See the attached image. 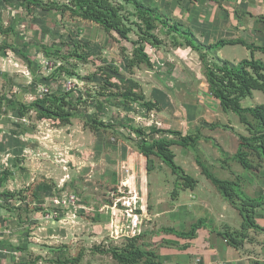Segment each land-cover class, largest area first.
<instances>
[{
    "label": "rangeland",
    "instance_id": "obj_1",
    "mask_svg": "<svg viewBox=\"0 0 264 264\" xmlns=\"http://www.w3.org/2000/svg\"><path fill=\"white\" fill-rule=\"evenodd\" d=\"M0 4L3 24L16 25L15 35H0V44L4 41L15 48L14 55L0 58V96L29 102L34 88H50L52 84L45 78L61 62L46 58L42 46L66 54L74 48L69 43L70 31L83 29L75 41L91 55L88 63L76 65V73L81 77L96 74L92 82L63 76L54 83V89L64 91L71 80L86 102L79 104L80 115L70 125L39 121L34 113L23 118L17 111H6L5 106L0 110V173L9 170L12 174L0 185V264H63L76 258L80 261L68 264H120L108 251L130 249L138 236H145L136 243L153 252L155 264H207V254L217 264L222 260L225 264H264V231L250 230L239 250L230 249L219 234L240 230L243 219L202 174L197 157L220 179L241 178L242 188L253 197L259 195L258 188L264 190V177L256 174L247 179L246 171L232 159L238 148L237 135L246 134V129L235 114L224 112L211 97L201 61L191 49L174 48L165 38L160 49L147 46L153 67L132 71L127 67L131 51L123 55L121 45L100 28L76 23L69 13L55 18L38 8L32 19L18 1L12 6L3 1ZM19 52L28 53V58L18 56ZM224 57L233 62L239 57L241 61L250 58L251 52L238 45L225 49ZM12 61L18 67H13ZM47 62L52 64L51 70L46 69ZM114 66L119 73H111ZM107 74H113L112 83L133 86L149 100L158 101L162 110L148 111L137 104L120 108L109 103L108 97L91 99L105 84ZM99 101L104 104L101 110ZM263 103L264 93L255 91L242 105ZM95 115L112 129L94 131L87 122ZM128 124L177 130L184 135L201 132L203 139L196 152L174 148L177 163L198 180L197 188L183 189L159 159L154 171L148 173L145 156L125 139ZM44 185L51 189L43 192ZM39 187L43 204L32 196ZM125 189L129 194L121 195ZM19 192L21 201L9 197ZM136 194V209L144 212L142 229L134 231L127 206L136 202ZM70 196L76 197V205L61 208L54 202ZM234 201L239 204L237 198ZM258 214L263 216L258 222L264 225V207ZM200 219L207 220L209 226L200 228L196 238L179 235L189 232ZM211 250L216 255H211ZM227 251L232 255L228 263Z\"/></svg>",
    "mask_w": 264,
    "mask_h": 264
},
{
    "label": "trees",
    "instance_id": "obj_2",
    "mask_svg": "<svg viewBox=\"0 0 264 264\" xmlns=\"http://www.w3.org/2000/svg\"><path fill=\"white\" fill-rule=\"evenodd\" d=\"M0 1L10 6L13 5V2L18 1L20 3L19 6L23 7L32 19L36 17V10L39 8L42 13L47 14L49 17L57 18L69 13L76 23H85L100 28L109 39L121 45L123 55H127L131 51L127 67L132 71L135 68H141V66L153 67L151 58L146 51L149 45L160 49L164 46L165 40L169 39L174 48L191 49L201 61L204 70L203 74L209 85L211 97L219 102L224 112L235 114L246 129V134L237 135L238 148L232 159L246 171L244 176L247 179H254L256 174L264 177V103L255 107H243L242 105L244 99L252 97L255 91L264 93V61L254 57L257 51L264 54V46L248 43L244 39H221L215 44L206 45L196 37L191 27L164 14L157 6L147 3L145 0ZM192 1L197 2L198 0ZM82 30L79 29L77 33L74 31L69 32L71 39L69 43L74 48L73 50L71 48L66 54L50 46H42L46 58H56V60L61 62V65H57L52 74L45 78L48 85L52 84L50 88L48 87V94L38 95L29 102L13 101L9 95L3 94L0 96V108L3 109L5 106L6 111L7 109L17 111L23 118L34 113L39 121H58L62 126L72 124L73 120L80 115L79 104L84 102L83 96L79 94L81 90H76L75 88L71 91H61L57 88L54 89V83L63 76L70 79L76 77L78 80H87L88 82L94 80L96 74L81 77L75 70L79 62L88 63L91 58V55L85 54L81 50L80 44H77L79 42L75 41ZM0 34L6 37L15 35L16 25L12 24L6 27L0 20ZM132 35H136L137 39H133ZM18 40L20 39L18 38ZM229 45H242L251 52V58L245 59L238 64L218 58L217 54L219 51ZM9 50H15L13 45L3 43L0 46V53L3 55H6ZM17 54L25 59L28 58V53L23 52L21 54L19 52ZM121 58H123L122 55ZM31 64L32 62L28 61V65ZM66 65H69V67ZM110 69L113 74L119 73V68L115 66L110 67ZM113 74H107L105 84L100 87L96 96H90L91 99L93 97H108L107 101L109 103H114L120 108H127L132 104H137L148 111L162 110L158 101L149 100L142 91L138 92L133 86H121L117 83H112L111 75ZM37 91V88H34L32 94L36 95ZM99 102H101L99 105L101 110L104 104L102 101ZM87 125L96 132L112 129V126L106 124L98 115L92 116L88 120ZM125 127L129 130V135L125 139L137 152L145 156L148 173L154 171L155 161L159 159L172 170L173 175L177 177L183 189L193 191L197 188L198 180L190 176L177 163L174 148L180 147L184 150L196 152L200 141L203 139L201 132L184 135L177 130H165L158 127L144 128L129 124ZM197 164L202 169V174L206 179L215 186L217 191L227 201L233 204L243 219L240 230L219 233L229 247L239 250L248 239L250 230L256 232L264 231V225L258 222V219H263V216H259L258 211L264 207V190L258 188L259 195L250 196L242 188L241 178L234 181L223 180L214 174L199 157H197ZM11 175L9 170L2 171L0 173V185L6 183ZM50 189L51 186L44 185L41 187L43 192ZM125 194H129L127 189L121 195ZM10 195L9 197L12 199L19 201L23 199L21 192L10 193ZM32 196L35 200H38V203H44L40 198V187L38 191L34 190L32 192ZM236 198L239 204L234 201ZM208 226L207 220L200 219L192 226L189 232H182L179 235L196 238L199 229L207 228ZM168 231L177 233L175 230ZM144 237L138 236L135 238L133 240L134 245L130 249L115 247L111 248L108 254L120 264H140L143 260H145L144 264H155L154 260H152L153 252L144 249L136 243ZM79 261L80 259L76 258L75 260H66L63 264L77 263Z\"/></svg>",
    "mask_w": 264,
    "mask_h": 264
},
{
    "label": "crops",
    "instance_id": "obj_3",
    "mask_svg": "<svg viewBox=\"0 0 264 264\" xmlns=\"http://www.w3.org/2000/svg\"><path fill=\"white\" fill-rule=\"evenodd\" d=\"M145 1L157 6L164 14L175 18L178 22L191 27L196 37L206 45L215 44L221 39H244L248 43L264 46V0ZM237 46H226L219 51L217 54L218 58L230 61L233 64H238L245 59L251 58L245 57V59L240 61L238 57L234 62L229 58H222L225 49L230 48L233 50ZM254 57L264 61L262 52L257 51ZM229 248L231 249V247ZM210 252L214 251L211 250ZM228 253V251L224 253L227 263L229 257L232 256L231 254L228 255ZM208 255L206 257L209 260L207 264H217V262H212ZM211 255H216V253L214 252ZM223 262L225 261L222 260L219 264H225Z\"/></svg>",
    "mask_w": 264,
    "mask_h": 264
},
{
    "label": "built area",
    "instance_id": "obj_4",
    "mask_svg": "<svg viewBox=\"0 0 264 264\" xmlns=\"http://www.w3.org/2000/svg\"><path fill=\"white\" fill-rule=\"evenodd\" d=\"M15 8H16V5H15ZM2 6L0 4V11H2ZM1 35V34H0ZM3 36V35H2ZM4 42V41H3ZM3 42L0 44V46L3 45ZM15 54V50H9L6 52V55H3L0 53V58H5V59H8V57L10 55H14ZM14 61L11 62V64H13V67H18V64L17 63H13ZM45 67L46 69H49L51 70L52 69V64L47 62L45 64ZM10 68V67H9ZM1 72V70H0ZM2 72H5V73H9V74H13V72H9V71H2ZM76 88V85L73 84V82H71V80H69V82L67 83L66 85V88L64 89L65 91H71L73 89ZM49 93V88H46V87H40V90L37 91V94L36 95H33L30 97V100L29 101H32L36 98V96H43L45 94H48ZM10 98L13 100V101H16L17 99L14 98V96H10ZM136 202L135 200L132 202H128V215H129V218L130 220L132 221L131 223V226L130 227H133L134 231H137V230H140L142 229V217H143V213H141V211L144 212V209H140V210H137L136 209V206L138 204V194H136ZM54 202L56 204H58V206H60L61 208H67L68 205H76L77 204V199L75 196H70L69 198H59V199H56L54 200ZM130 221V222H131ZM198 261V260H197Z\"/></svg>",
    "mask_w": 264,
    "mask_h": 264
}]
</instances>
